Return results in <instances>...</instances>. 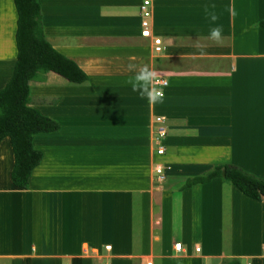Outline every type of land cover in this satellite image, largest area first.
<instances>
[{"label":"crops","instance_id":"obj_1","mask_svg":"<svg viewBox=\"0 0 264 264\" xmlns=\"http://www.w3.org/2000/svg\"><path fill=\"white\" fill-rule=\"evenodd\" d=\"M38 2L47 41L87 79L29 81V106L59 128L33 136L27 189L0 142V264H264V201L219 179L183 188L221 163L264 178V0H151L149 36L142 0ZM16 21L0 0V90ZM218 25L221 45L204 39ZM130 63L167 82L162 103L132 91Z\"/></svg>","mask_w":264,"mask_h":264},{"label":"trees","instance_id":"obj_2","mask_svg":"<svg viewBox=\"0 0 264 264\" xmlns=\"http://www.w3.org/2000/svg\"><path fill=\"white\" fill-rule=\"evenodd\" d=\"M13 3L17 13V57L11 79L0 90V142L7 137L11 144L13 185L27 189L31 172L42 159V153L33 146V136L59 128L55 121L29 106V81L39 79V73L47 72H54L72 83H83L87 76L47 41L38 0H13ZM259 26L264 28V19ZM214 179L234 186L248 198L264 201V178L230 163L217 164L202 174L187 178L183 188ZM221 264H240V261L231 258Z\"/></svg>","mask_w":264,"mask_h":264},{"label":"clouds","instance_id":"obj_3","mask_svg":"<svg viewBox=\"0 0 264 264\" xmlns=\"http://www.w3.org/2000/svg\"><path fill=\"white\" fill-rule=\"evenodd\" d=\"M215 7L214 5L212 6ZM205 14L209 18L210 22L216 24L219 17L215 12L209 11V8L205 7ZM232 15H235L234 9H230ZM205 40L215 45H221L225 41L223 36V28L221 26L212 27ZM128 70L134 73L127 83L131 85L133 92H138L142 98H147L151 103H162L164 100V93L162 87L159 85L162 83L157 70H154L149 65L139 66L134 63L128 65Z\"/></svg>","mask_w":264,"mask_h":264},{"label":"built area","instance_id":"obj_4","mask_svg":"<svg viewBox=\"0 0 264 264\" xmlns=\"http://www.w3.org/2000/svg\"><path fill=\"white\" fill-rule=\"evenodd\" d=\"M150 6H151V0H142L141 6H140V13L142 16V19H141V27H142L141 35L142 36H149V18L151 15L150 10H149ZM154 43H155V50L160 51L161 50L160 40L155 39ZM161 81H162V83L160 85H162V86L167 85V82L165 80H161ZM157 120H160V118H158ZM160 136H162L161 133H160ZM163 151L164 150H163L162 146H159L156 150V153L157 154H163ZM156 173L159 175L160 179H163L162 168H160V167L156 168ZM180 248H181V246L179 243L174 245V249L176 251H179ZM195 251L199 252V247H196Z\"/></svg>","mask_w":264,"mask_h":264},{"label":"rangeland","instance_id":"obj_5","mask_svg":"<svg viewBox=\"0 0 264 264\" xmlns=\"http://www.w3.org/2000/svg\"><path fill=\"white\" fill-rule=\"evenodd\" d=\"M40 75H43V73H39V74H38V76H40ZM249 261H251V260H249Z\"/></svg>","mask_w":264,"mask_h":264}]
</instances>
